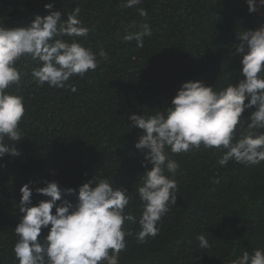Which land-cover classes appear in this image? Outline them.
I'll list each match as a JSON object with an SVG mask.
<instances>
[{"label": "trees", "instance_id": "obj_1", "mask_svg": "<svg viewBox=\"0 0 264 264\" xmlns=\"http://www.w3.org/2000/svg\"><path fill=\"white\" fill-rule=\"evenodd\" d=\"M124 2L0 0V26L9 29L47 16L48 3L62 19L79 7L78 18L89 34L76 39L98 61L95 71L72 76L62 89L35 81L31 70L36 61L30 57L16 64L22 82L11 91L23 97L25 115L19 124L22 140H6L21 155L0 159V264H17L12 248L22 216L19 189L25 184L33 191L30 206L49 199L35 190L51 181L62 190V199L75 204L78 191L68 195L63 190H78L102 176L132 196L125 211L138 221L136 189L147 150L134 147L141 130L129 128L128 117L169 106L185 82L199 81L217 90L229 80L237 83L243 78L242 55L235 52L237 35L264 25V7L249 13L245 0H141L131 8L122 7ZM137 8L146 15L141 17ZM133 22L147 23L152 31L142 48L123 39ZM101 49L106 60L98 55ZM252 111L242 113L245 126ZM237 129L234 136L239 138V125ZM166 151L179 166L176 203L158 222V235L145 243L137 242L138 223L125 222L132 234L125 237L118 264H231L243 251L264 250V162L244 166L230 160L221 167L223 153L203 145L180 154ZM47 234L42 229L38 241ZM201 234L210 245L206 249L199 247Z\"/></svg>", "mask_w": 264, "mask_h": 264}, {"label": "clouds", "instance_id": "obj_2", "mask_svg": "<svg viewBox=\"0 0 264 264\" xmlns=\"http://www.w3.org/2000/svg\"><path fill=\"white\" fill-rule=\"evenodd\" d=\"M245 2L249 13L264 7V0ZM140 3L141 0H125L122 7ZM53 6L45 4L49 14L37 15L27 27L0 26V159L5 155H21L13 145L22 140L19 124L25 115L24 99L11 91L13 85L21 86V73L16 67L21 58L36 61L31 70L35 81L60 89L66 87L72 76H83L98 67L97 55L76 39L89 34L78 18L79 7L62 19L61 12L51 11ZM137 12L141 17L146 15L143 8H137ZM125 32L124 41H135L137 48H142L145 38L152 36L147 23L133 22ZM237 38L235 52L242 55L243 77L237 83L229 80L226 87L217 90L199 81L185 82L169 106L151 115L128 117L129 128L141 130L134 147L147 150L144 172L136 189L141 202L139 220L125 211L132 196L102 176H95L78 190H63L68 195L78 191L75 204L62 199V190L57 182L51 181L35 190L49 199L30 206L33 191L25 184L19 189L18 211L22 216L14 229L17 239L12 248L17 264H118L119 254L126 249L125 237L132 234L124 228L126 221L138 223V243L157 236L158 222L177 199L174 177L179 166L169 159L166 149L180 154L201 145L214 148L223 153L218 160L221 167L230 160L244 166L264 162V131H260L264 130V25L256 30H243ZM98 55L107 59L103 49ZM67 87L73 93L77 91L74 86ZM248 109L254 111L245 126L241 117ZM238 125L239 138L234 136ZM45 228L47 236L38 241ZM197 240L202 249L210 246L203 234ZM231 264H264V250L256 249L251 254L243 251Z\"/></svg>", "mask_w": 264, "mask_h": 264}]
</instances>
